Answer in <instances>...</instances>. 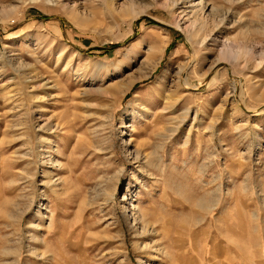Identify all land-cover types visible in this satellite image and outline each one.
Listing matches in <instances>:
<instances>
[{
	"label": "rangeland",
	"instance_id": "obj_1",
	"mask_svg": "<svg viewBox=\"0 0 264 264\" xmlns=\"http://www.w3.org/2000/svg\"><path fill=\"white\" fill-rule=\"evenodd\" d=\"M0 264H264V0H0Z\"/></svg>",
	"mask_w": 264,
	"mask_h": 264
},
{
	"label": "bare ground",
	"instance_id": "obj_2",
	"mask_svg": "<svg viewBox=\"0 0 264 264\" xmlns=\"http://www.w3.org/2000/svg\"><path fill=\"white\" fill-rule=\"evenodd\" d=\"M134 11H135V8L133 7V5H131V3H125V4H122V6H121V8L119 10V13L121 14V16L126 17V16L131 15ZM197 32H198V30L197 31H194V35H196ZM149 51H150V53L148 54L149 56L145 59L144 64L137 71H135L136 73L134 72V74H132L131 76H129L126 79H123L122 81H120L119 83H117V85H115V87H114L115 94H112V98L117 99L118 98V95L124 94V92H126L129 89V87L135 81L140 80L142 78H145V77L149 76L150 73L153 71V69L155 67H157L156 66L157 65V62L160 59V57H158L159 52L161 51L160 50V46H157L155 44L150 45ZM227 51L228 50H223V52L221 54L222 59H225V60H228L229 59L230 53H228ZM200 205H202V206L205 207L206 206V200H202V202H201ZM144 218L145 217L141 215L139 218L135 219L134 221L137 222L136 223L137 225L138 224L141 225V227H142L141 234L142 235H149L150 234V229L152 227L151 226L152 224H151L150 221H146Z\"/></svg>",
	"mask_w": 264,
	"mask_h": 264
}]
</instances>
